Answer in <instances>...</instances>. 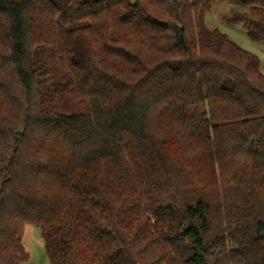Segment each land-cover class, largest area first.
<instances>
[{
    "label": "trees",
    "instance_id": "1",
    "mask_svg": "<svg viewBox=\"0 0 264 264\" xmlns=\"http://www.w3.org/2000/svg\"><path fill=\"white\" fill-rule=\"evenodd\" d=\"M212 2L0 0V264L28 225L49 264H264V73Z\"/></svg>",
    "mask_w": 264,
    "mask_h": 264
},
{
    "label": "rangeland",
    "instance_id": "2",
    "mask_svg": "<svg viewBox=\"0 0 264 264\" xmlns=\"http://www.w3.org/2000/svg\"><path fill=\"white\" fill-rule=\"evenodd\" d=\"M246 10L238 7L230 0H213L211 10L206 14L205 23L210 29H219L239 46L257 55L261 61V71L264 73V46L250 41L247 32L239 26L229 24L223 19L226 14ZM23 245L30 258L22 264H49L41 230L32 225L25 228Z\"/></svg>",
    "mask_w": 264,
    "mask_h": 264
},
{
    "label": "crops",
    "instance_id": "3",
    "mask_svg": "<svg viewBox=\"0 0 264 264\" xmlns=\"http://www.w3.org/2000/svg\"><path fill=\"white\" fill-rule=\"evenodd\" d=\"M25 231V230H24Z\"/></svg>",
    "mask_w": 264,
    "mask_h": 264
}]
</instances>
